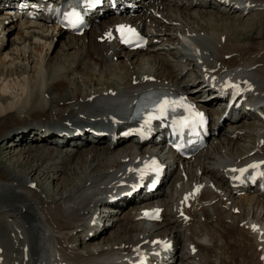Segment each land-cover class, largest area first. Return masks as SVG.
<instances>
[{
    "label": "bare ground",
    "instance_id": "1",
    "mask_svg": "<svg viewBox=\"0 0 264 264\" xmlns=\"http://www.w3.org/2000/svg\"><path fill=\"white\" fill-rule=\"evenodd\" d=\"M203 1L170 0L166 2L163 0V3H169V6L159 9L158 12L162 14V20L166 18L169 22L163 24L161 19L154 18L159 29H156L152 40L157 38L161 42L174 43V46L164 54L150 53L148 57L149 49L145 53L138 50L135 55L126 52L124 55L130 60V63L126 60L114 61V56H118V59L123 56L122 52L113 43L98 42V30L89 31L81 37L82 41L75 44L74 40L78 36H72L56 25L21 21L17 25L19 29L11 42V47L5 51L7 41L5 31L11 30L13 24L10 27L7 25L0 27V51H3L0 53V140L6 139L14 133L17 138H20L22 144L29 138L27 129H38L40 132H45L51 127L59 125L69 133H73L75 128L80 125L95 127L96 124L102 123L99 118L111 121V114L124 108L123 96L135 93L139 87H154L160 83L171 82L185 90L195 91L204 82L198 80V85H194L196 80L188 78L190 71L196 72L193 65H198L195 53L189 47L184 46L186 42L188 46L191 45V42L198 43L206 52L202 58L208 65L214 61L226 63L224 56L232 53H238V56L231 59V64H240V61H244L246 66L259 64L248 73L254 75L258 80V90L264 99V10H257L248 17L249 21H243L240 25L239 18H236L237 14L232 15L238 11V9H234L233 5L225 8L228 12L221 8L208 10L204 6H198L199 2ZM239 1L233 0L236 3ZM252 1L264 2V0ZM172 5L177 8H172ZM226 5L220 4L219 6ZM143 15L140 13L137 17L127 18V20L137 21L141 24ZM6 18L0 16V21H5ZM258 21L261 22V26L258 33L255 34L251 30ZM11 23L14 21L12 20ZM144 25L146 24L144 23ZM101 28L103 29V26ZM240 29L244 32L251 31L248 40L230 44L232 36L236 35V30ZM193 32L197 36L190 35ZM223 35H226L224 42L221 40ZM56 36L65 39L61 45L62 54L60 53L61 58L63 55L65 58L60 60L58 65H53L50 61L53 53L49 54V52ZM22 39L25 42L21 44L20 40ZM69 51L74 52L73 57L69 56ZM59 52L60 50H57V53ZM139 55H141L140 59ZM247 55L248 57H246ZM179 59L180 61H178ZM148 61L151 64L146 67L144 63ZM98 66L103 69L100 70L99 78L94 80ZM78 73H81L78 76L83 77L81 81L83 84L78 82V79L75 80L78 78L75 74ZM216 73L219 71H213L212 75ZM235 73L245 75L241 69H237ZM146 75L157 78V81L144 82ZM135 80H140V82L134 84ZM113 90L117 91L116 95L112 94ZM55 91H59V94L54 95ZM200 93L199 90L196 95L200 96ZM47 94L49 97L46 96ZM92 95H95V98L90 100ZM57 114L59 116H55ZM79 117L82 118L78 124L73 123L72 126L67 124L68 121ZM31 122L36 124L30 126ZM25 123H28V126H20ZM43 127L46 128L45 131H42ZM262 129L247 130L242 134L239 131L240 136L237 140L231 137L234 132L225 134L219 139L220 144H214L212 152H202L196 158L195 166L197 171H201V174L190 173L188 177L201 181L216 180L219 188L225 192L217 193L206 187L202 206L193 210V221L184 223L177 212L171 208L165 222L153 225L156 228L159 226L171 228V232H174L177 238L181 239L182 237L199 244V252L193 256L185 249L180 251L178 264H192L197 259L200 264H223L224 256L217 246L227 241L226 234H230V241L234 242L242 238V233L247 234L248 239L244 240V245L250 246L251 244L253 253H256V247L258 248L259 245L256 240L259 237L256 239L255 231L241 225V222L253 211V217L259 220L257 223L264 225V199L256 195L233 196L227 190L223 170L228 165L225 164L228 160L237 161L249 157V153L257 146V141H255L250 147L249 138L252 135L258 137L264 132V127ZM82 136H86L85 140L91 141L86 133ZM263 136L258 137V141ZM65 138L66 135L57 137V140ZM82 141H71L73 144H68L73 150L76 149L75 151L66 150L63 152L52 146L40 147L39 145L36 147L35 156L45 160L44 164L48 163L49 165L42 164L41 166H47L49 170L60 168L62 163H70L74 160L77 162L81 158H84V160L82 159L84 168L88 163V169L71 168L70 170L74 169L72 178L69 176L71 179L68 178L66 183L58 185L54 191L46 193L45 197L28 187L29 182L35 179H27L28 176L24 173L16 172L15 174L13 169L12 174L11 169L0 168V244L4 250V253L0 254V258L1 256L5 257L4 261L0 260V264H18L19 260H24L23 250L27 246H29L28 255L32 254L33 264H56L58 261L51 257L54 251L61 253L64 260L96 263L104 256L110 259L118 251L111 249L114 245L120 243L124 245L122 242L128 243L140 233H145L146 236L153 233V230L145 226L146 224L143 225V222H132L126 218L120 224L119 236H115V238L117 237L115 241L99 239L103 232L97 230V225L90 226L87 220L89 216L98 213L102 206L101 203L107 199L101 194L108 188V183L107 185L103 184V181L106 178L111 179L112 175L116 174H118L117 180L123 179L127 175L130 177L132 174L123 172L120 174L119 172L128 168L129 162L137 158V154L131 143H124L118 149L112 150L109 147L110 143L99 147L100 142H104L105 139L98 142L91 141L93 146L89 145V148L82 145ZM82 147L88 148L86 157L80 156L76 159L77 155L75 154H78ZM223 148H225V152L221 151ZM259 153L264 154V151L260 149L255 155ZM60 157L63 161L58 162ZM127 157H130L129 161L124 162ZM202 158L203 160H201ZM188 168L190 167L188 166ZM27 172L29 171L27 170ZM171 178L174 180L167 186V199L179 197L186 186L185 182L178 183L181 178L177 174V170L167 180ZM113 185L116 184L113 183ZM225 196H228L226 200ZM166 198L164 215H167L168 212ZM228 200H232L233 204L227 205ZM135 203L136 200L133 199L118 201L119 206L128 204V212L138 215L140 205L133 206ZM236 206L240 207L238 213L233 212ZM99 216L98 221H102L105 214ZM13 226L15 233L11 235ZM133 226L136 227V230L130 229ZM230 229L234 232H227ZM84 231L85 233L82 235ZM91 231H95L99 236L93 238L95 233L90 235ZM23 232L27 237L24 242L21 236ZM146 236H144L145 239ZM89 242H93V244L88 246ZM74 243L77 245L73 246ZM78 243L80 244L78 245ZM83 243L87 245H83ZM69 246L71 249L68 248ZM240 250L242 251V249ZM257 252V257H260L261 251L257 250Z\"/></svg>",
    "mask_w": 264,
    "mask_h": 264
},
{
    "label": "rangeland",
    "instance_id": "2",
    "mask_svg": "<svg viewBox=\"0 0 264 264\" xmlns=\"http://www.w3.org/2000/svg\"><path fill=\"white\" fill-rule=\"evenodd\" d=\"M234 14H237V17L236 18H239V20H238V22H239V24L241 25V23L243 22V21H249L250 19H248V17L249 16H246V15H242V13H241V11H239V12H236V13H233L232 15H234ZM222 15V14H221ZM222 16H224V15H222ZM239 16V17H238ZM248 19V20H247ZM238 23L236 24L237 26L239 25ZM260 25H261V22L260 21H258L256 24H255V26L252 28V32L253 33H257L258 31H259V28H260ZM237 32H235L236 33V35L234 34V37H235V39H234V37L232 38V40H231V42H234V44L235 43H238V42H245V41H247L248 40V38H249V33L251 32V31H249V32H244L242 29H240V30H236ZM247 34V35H246ZM246 35V36H245ZM248 36V37H247ZM264 36V35H263ZM261 38H263V37H261ZM261 38H259V39H261ZM23 40V41H22ZM22 40H20V43L22 44V43H24L25 41H24V39H22ZM81 39H79L78 41H80ZM57 47H55L53 50H52V52H50L51 54L53 53V56L51 55V58H55V59H52V60H50L51 61V63L53 64V65H58L61 61L60 60H64V58H65V56L63 55L62 56V58H61V54H62V51H63V49L60 47H58V45H56ZM169 46H173L172 44H168V43H166V44H163V45H161V46H158V47H156L153 51H150L148 54H147V57H148V55L151 53H155V54H158V53H162V54H164V53H166L167 51H168V49H169ZM52 47V46H51ZM10 48V47H9ZM57 50L59 51L60 50V52L59 53H57ZM6 51V50H5ZM1 52H3V51H0V53ZM61 53V54H60ZM58 54H59V56H58ZM69 56H71V57H73L74 56V52H72V51H69ZM49 56V55H48ZM48 56H47V58H48ZM138 58H139V56H138ZM83 60V59H82ZM81 60V61H82ZM121 60H122V58H121ZM83 62V61H82ZM114 62V61H113ZM116 62V61H115ZM114 62V63H115ZM129 63V62H128ZM147 64V65H146ZM149 64H151V62L150 61H148V62H145L144 63V65L147 67V66H149ZM101 69H97V70H102L103 69V67H100ZM98 73V72H97ZM99 74V73H98ZM98 74H96V76L94 77V80H97L98 78H99V76L97 77V75ZM78 75H81V74H78ZM77 75V76H78ZM80 78H82V79H80ZM77 79H78V82H80V83H82L83 84V82H81L82 80H83V77H81V76H78V78H76L75 80L77 81ZM84 86V85H83ZM56 89V88H55ZM56 94H59V91H55V94L54 95H56ZM62 113V112H61ZM67 113V112H66ZM55 116H59V114H57V115H55ZM36 123H33V122H31V124H30V126H33V125H35ZM28 126V123H25V124H22V125H20V126ZM16 137V135L13 133V134H11L9 137H7L6 139L5 138H3L2 140H0V144L1 143H4V144H2L1 146H0V168H2V169H6V168H9V169H11V173L13 174V172L16 174V172L17 173H24V174H26L28 177L30 176V177H32V176H34V178H36L37 179V181L42 185V186H44L45 187V191L47 190L49 193H50V191H54V189H56L57 187H58V185H62L63 183H66L67 181H68V178H70L69 176H71L72 175V173L74 172V169L73 170H70L71 168H73V167H76L77 169H83L84 168V158H81V159H78V161L76 162V160H74V162L73 161H71L70 163H62L61 164V166H60V168H56V169H50L49 170V168L47 169V166L49 165L48 163L46 164L47 166H41L42 164L43 165H45L44 164V162L41 164V159L40 158H38V156H35V152L34 151H36V149L34 150V151H32L31 152V154H30V152L29 153H25V152H22V147L23 146H20L19 148H14V147H12L11 146V143H9L7 140H8V138H10V137ZM7 141V142H6ZM88 146V144H86V146L85 147H87ZM91 146V145H90ZM89 146V147H90ZM99 146H102L103 147V145H99ZM41 147V146H40ZM88 147V148H89ZM84 147H82V149L79 151V153L78 154H75V153H73V154H75V155H77L76 156V159H77V157L79 158L80 156H85V154H86V150L88 149H86V148H84ZM63 151H65L66 149H67V147H65V148H61ZM118 149V148H117ZM76 150V149H75ZM69 151H71L70 149H69ZM72 153V152H71ZM88 153V152H87ZM29 154V155H28ZM74 155V156H75ZM33 156V157H32ZM35 156V157H34ZM86 157V156H85ZM32 158H33V160H32ZM83 159V160H82ZM34 160H36V161H34ZM43 160V159H42ZM69 160V159H68ZM60 161H63L62 160V157H60L59 158V160H58V162H60ZM37 163V164H36ZM60 165V164H59ZM87 165H88V163H87ZM85 166V168L84 169H88V166ZM82 166V167H81ZM42 169H41V168ZM66 168H68V169H66ZM12 169H13V172H12ZM36 169V170H35ZM27 170L29 171V172H27ZM43 170V171H42ZM42 172V174H41V172ZM53 171V172H52ZM53 173V175H52V173ZM55 173V174H54ZM41 174V175H40ZM53 177H52V176ZM57 176V177H55V176ZM71 178H72V176H71ZM70 178V179H71ZM32 179V178H31ZM59 186V187H60ZM50 189V190H49ZM229 242V241H228ZM230 243V242H229ZM232 244V245H231ZM230 244V246L228 245L227 247H226V253L228 254V257H229V259H230V261H231V263L229 262L228 264H250V254L247 252V249L245 248V249H242V251L240 250V248L239 247H236V246H234V244L233 243H231ZM239 248V249H238ZM236 250V251H235ZM240 251V252H239ZM245 252V253H244ZM235 253V254H234ZM230 255V256H229ZM236 256V257H235ZM246 256V257H245ZM245 258H247V259H245ZM228 259V260H229ZM234 259V260H233ZM237 259H238V261H237ZM249 259V260H248ZM234 262H233V261ZM256 260V259H255ZM244 261V262H243ZM246 261V262H245Z\"/></svg>",
    "mask_w": 264,
    "mask_h": 264
},
{
    "label": "snow or ice",
    "instance_id": "3",
    "mask_svg": "<svg viewBox=\"0 0 264 264\" xmlns=\"http://www.w3.org/2000/svg\"><path fill=\"white\" fill-rule=\"evenodd\" d=\"M65 19L68 21L69 25L71 27H73V28L78 27L79 24L82 23L80 15L77 12L68 13L65 16ZM120 31H121L122 35L125 36V41L124 42H126V43H131L132 42L131 39L128 38L127 34H131L132 36H135V37L139 38L138 34L135 33L134 29H128L127 33H126L124 28H123V26H121ZM232 87H238V86L232 85ZM170 110H173V111L175 110V102L174 101H169L167 99H161L156 105L155 115H150L149 116V121L152 120V119H160V118L166 117V115L168 114V112ZM197 115L200 117V122H202V119H203L202 114H197ZM196 123H197L196 120H190V119H187V118L186 119H182L180 121H177L178 126L180 128H182V129L183 128L195 129ZM250 167H258V165H251ZM233 171H237V170L233 169ZM238 171H240L241 174H244L245 172H247V169H240ZM261 175H264V173H261ZM158 212H159V210H157L156 218H159L158 217ZM146 215H147V213H146Z\"/></svg>",
    "mask_w": 264,
    "mask_h": 264
}]
</instances>
